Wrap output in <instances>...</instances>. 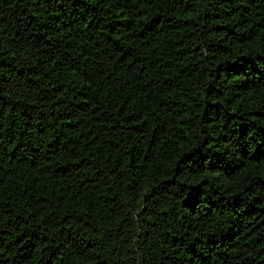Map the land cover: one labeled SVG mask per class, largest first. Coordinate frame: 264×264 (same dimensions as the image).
<instances>
[{"label":"trees","instance_id":"16d2710c","mask_svg":"<svg viewBox=\"0 0 264 264\" xmlns=\"http://www.w3.org/2000/svg\"><path fill=\"white\" fill-rule=\"evenodd\" d=\"M0 264H264V0H0Z\"/></svg>","mask_w":264,"mask_h":264}]
</instances>
